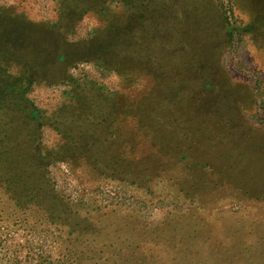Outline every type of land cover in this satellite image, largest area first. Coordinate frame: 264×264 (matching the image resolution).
Segmentation results:
<instances>
[{
	"label": "trees",
	"instance_id": "obj_1",
	"mask_svg": "<svg viewBox=\"0 0 264 264\" xmlns=\"http://www.w3.org/2000/svg\"><path fill=\"white\" fill-rule=\"evenodd\" d=\"M151 2L56 0V19L51 22L29 21L23 12L0 14V233L23 232L51 245L100 242L99 249L84 245L90 253L96 251L93 256L70 250L63 264H118L133 253L122 255L115 247L117 252L109 254L113 260L100 254L115 246L113 237H121L116 234L122 230L116 228L120 218L107 223L108 213L101 206L88 207L57 193L52 164L87 167L123 188L145 187L151 192L152 174L163 170V161L188 160L215 176L204 174L209 180L233 183L231 120L213 106L195 108L200 90L209 83L197 79L194 88L200 89L195 91L200 97L194 100V90L183 76L190 74V65L181 63L176 71L169 68L170 45L156 42L157 13L150 9ZM88 13L98 24L85 37L73 40L70 35L77 21ZM222 17L231 42L234 29ZM159 31L165 36L169 32ZM186 33L195 36L198 30L192 24ZM85 43L98 47L86 55L74 54ZM79 63H90L97 75L73 76L70 69ZM39 85L64 87L53 108H39L30 98V91ZM214 137L231 145L225 154L211 159L208 150L213 146L201 149L199 144ZM262 156L247 160L257 165L255 160ZM223 168L227 173L220 176ZM191 192L188 196L196 194ZM27 243L21 249L28 248ZM7 250L0 251V264L34 261L28 252ZM87 258L91 262L85 263Z\"/></svg>",
	"mask_w": 264,
	"mask_h": 264
},
{
	"label": "rangeland",
	"instance_id": "obj_2",
	"mask_svg": "<svg viewBox=\"0 0 264 264\" xmlns=\"http://www.w3.org/2000/svg\"><path fill=\"white\" fill-rule=\"evenodd\" d=\"M149 6L157 13L156 42L170 45L169 68L176 71L181 63L190 65V74L183 76L189 89L194 90V100L200 97L195 92L200 89L194 88L197 79L209 83L200 90L195 108L213 106L231 120L235 130L230 158L235 160L233 183L209 180L215 176L198 170L188 160L184 164L163 161V170L152 174L149 192L145 187L123 188L87 167L58 162L50 167L55 191L88 207L101 206L108 213L107 223L120 218L116 228L121 226L122 230L116 234L121 237H113L115 246L100 253L111 260L115 258L109 254L117 252L115 247L121 248L122 255L133 253L118 264H264V0H152ZM17 12H23L32 22H51L56 19V0H0V14ZM223 15L234 29L231 42L223 28ZM96 24L97 18L88 13L77 21L70 37L81 39ZM192 24L198 33L189 37L186 32ZM160 29H168L167 36ZM85 44H79L74 54L86 55L98 47ZM80 72L97 75L90 63L70 69L73 76ZM63 89L60 85H39L29 95L35 105L49 110L58 103ZM230 145L215 137L199 144L201 149L213 146L208 150L211 159ZM261 154L255 160L257 165L247 160ZM225 173L223 168L220 176ZM194 190L196 194L188 196ZM25 240L29 247L21 249ZM0 243L4 245L2 252H8L7 247L28 252L34 258L31 264H63L70 250L82 257L93 256L96 251L90 253L84 247L87 243L94 249L101 248L100 242L85 240L51 245L49 240L41 242L39 236L23 232L0 233ZM89 261L85 259V263Z\"/></svg>",
	"mask_w": 264,
	"mask_h": 264
}]
</instances>
